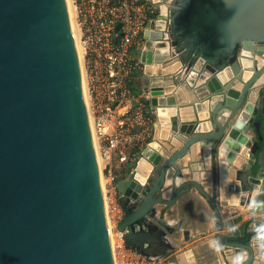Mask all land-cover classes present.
Wrapping results in <instances>:
<instances>
[{"label":"water","instance_id":"water-1","mask_svg":"<svg viewBox=\"0 0 264 264\" xmlns=\"http://www.w3.org/2000/svg\"><path fill=\"white\" fill-rule=\"evenodd\" d=\"M169 1L142 33L158 124L116 182L117 231L143 254L169 247L163 208L193 186L219 264H264V216L243 219L264 211V0ZM197 141L210 166H181ZM162 254L199 264L191 246ZM0 264H116L68 0H0Z\"/></svg>","mask_w":264,"mask_h":264},{"label":"built area","instance_id":"built-area-1","mask_svg":"<svg viewBox=\"0 0 264 264\" xmlns=\"http://www.w3.org/2000/svg\"><path fill=\"white\" fill-rule=\"evenodd\" d=\"M78 9L75 16L78 27L83 31L80 42L84 53V66L92 76H99L103 82L100 98H94V87L88 82L91 98L93 131L97 138L106 142L105 152L110 154L114 149L120 150V160L127 161L129 156L123 151L127 145L138 149L139 142L124 128L125 120L117 117L120 108L127 105L133 98L128 86L132 73L140 68V63L131 57V48L143 38V29L148 21L157 19L168 20L170 14L169 0H89L79 8L77 0H73ZM121 23L118 30L116 25ZM168 26L163 30V39L168 38ZM91 57L90 68L85 65V56ZM99 108V114L96 112ZM142 108L135 112L133 121L140 123ZM125 110L123 113L128 112ZM140 114V115H139ZM118 118V119H117ZM117 119L120 129L109 133V123ZM92 127V124H91ZM106 178L105 193L109 213L107 215L115 225L113 243L116 264H170L161 255L143 254L129 245L123 238V232L117 231L116 223L123 215V209L117 200V177L112 171L101 169ZM109 194V195H108ZM112 218V219H111Z\"/></svg>","mask_w":264,"mask_h":264},{"label":"crops","instance_id":"crops-1","mask_svg":"<svg viewBox=\"0 0 264 264\" xmlns=\"http://www.w3.org/2000/svg\"><path fill=\"white\" fill-rule=\"evenodd\" d=\"M77 1L79 3V8L89 3V0ZM75 9L77 14L78 9L76 7ZM82 32L83 31L80 28V33ZM143 41L144 39H140L131 48V57L140 63V68L131 75V78L134 80V86L130 87L128 85L131 93L133 94V98L129 102H126L127 105L120 108V112L117 115V117L126 121L124 128L129 129L130 133L135 136L139 142V149H141L150 139L154 123L158 124L157 120L154 118V108L150 106V92L149 87L147 86L148 76L144 74L143 63L140 61L141 46ZM90 56L92 57L94 54L85 56V65L89 68L91 65ZM88 82L94 87V98H100V93L103 91V82L101 78L99 76H92L88 71ZM143 98H146L148 103H145ZM142 104L144 105V109L142 110V120L140 123L134 122L133 118L135 112L142 108ZM127 109L129 111L123 113ZM96 112L97 114L100 113L99 108L97 107ZM117 119L110 121L108 128L109 133L120 129V126L117 124ZM97 142L98 151L105 171L114 172L117 177V181L125 177L132 170V162L136 158L138 152L133 149L132 146L127 145L123 151L129 156V159L127 161H122L120 160V150L114 149L110 152V154H107V152H105V140L98 138ZM202 143V141L193 143L188 152L178 159V163L181 166L187 165L192 169H199L203 168V161L205 159L208 166H210V152L207 153V150L209 149L207 148L208 143L204 146ZM203 147L204 151L202 150ZM161 151L163 152L164 149L162 148L160 152ZM204 156H206V158H204ZM170 190L171 189L169 188L164 194L169 195ZM231 206L236 207L237 205H223L224 208H230ZM158 208H163V205H158ZM163 210L166 222L176 227L170 235H166L164 238L165 242L169 244V247L164 243L158 242V245L154 244L150 247L151 252H157L161 256H164L162 252L164 250H169L172 247L180 249L191 246L194 249V253L199 264H219V256L221 261H223V258L220 255V248L217 245V242L212 238L215 222L213 208L206 198L197 191V189L191 186L187 192L181 194L172 206L168 208L164 207ZM240 210H242V208ZM249 216H264V211L256 213L245 212L243 219H246ZM254 224L257 223H251V225Z\"/></svg>","mask_w":264,"mask_h":264},{"label":"bare ground","instance_id":"bare-ground-1","mask_svg":"<svg viewBox=\"0 0 264 264\" xmlns=\"http://www.w3.org/2000/svg\"><path fill=\"white\" fill-rule=\"evenodd\" d=\"M69 2V8H70V14H71V20H72V26H73V32H74V37H75V40H76V44H77V48H78V52H79V58H80V63H81V69H82V76H83V86H84V92H85V97H86V101H87V89H86V84H85V80L86 78L84 77L85 75V72H84V69H83V60L81 58V54H80V50H79V45H78V39H77V33H76V29H75V21L73 20V16H72V11H71V1L68 0ZM87 106H88V111H89V117H90V122L92 124V132H93V138H94V142H95V148H96V153H97V159H98V164H99V170H100V175H101V182H102V187H103V190H104V195H105V200L107 201V198H106V193H105V187H104V184H103V175H102V172H101V164H100V161H99V153H98V149H97V145H96V141H95V134H94V129H93V118L91 117V110L89 109V105H88V101H87ZM105 201V205H106V208H107V202ZM108 224H109V227H110V231H111V237H112V243H114V239H115V230L112 231V224L110 223V218L108 217ZM112 226V227H111ZM172 264V263H170Z\"/></svg>","mask_w":264,"mask_h":264},{"label":"rangeland","instance_id":"rangeland-1","mask_svg":"<svg viewBox=\"0 0 264 264\" xmlns=\"http://www.w3.org/2000/svg\"><path fill=\"white\" fill-rule=\"evenodd\" d=\"M71 1V11H72V16H73V20L75 21L74 23H75V29H76V33H77V39H78V45H79V50H80V54H81V58H82V60H83V69H84V72H85V75H84V77L86 78V80H85V84H86V89H87V101H88V105H89V109L90 110H92V107H91V98H90V94H89V91H88V78H87V74H86V70H85V66H84V53H83V48H82V46H81V42H80V28L78 27V24H77V22H76V19H75V16L77 15L76 14V9H75V6H74V3H73V0H70ZM91 117H92V113H91ZM93 118V117H92ZM98 141V138H97V136L95 135V141ZM96 141V145H97V149H98V142ZM98 151V150H97ZM98 153H99V151H98ZM137 155H138V153H137ZM136 155V156H137ZM99 161H100V164H101V168H103V162H102V159H101V157H100V154H99ZM133 162H134V160H133ZM133 162H132V165H133ZM105 182H106V178L103 176V184L105 185ZM109 195V194H108ZM117 200H118V194H117ZM107 210H108V213H109V206L107 205ZM109 217H110V214H109ZM112 219V218H111ZM110 223L112 224V222H111V220H110ZM113 226V227H112ZM112 231H114L115 230V225L114 224H112ZM115 237V236H114ZM165 258V261H167V257H164Z\"/></svg>","mask_w":264,"mask_h":264},{"label":"flooded vegetation","instance_id":"flooded-vegetation-1","mask_svg":"<svg viewBox=\"0 0 264 264\" xmlns=\"http://www.w3.org/2000/svg\"><path fill=\"white\" fill-rule=\"evenodd\" d=\"M260 54L264 55V50L261 51ZM260 94L262 95L263 99H262V102H261V104L259 106L261 113H260V115L258 117L261 118V125H260L261 126V130H264V88L261 89ZM154 244L155 245H158V242L152 243V245H154ZM150 254H152V255H160L157 252H152ZM163 257H165V256H163ZM170 263H172V262H170ZM172 264H174V263H172Z\"/></svg>","mask_w":264,"mask_h":264},{"label":"trees","instance_id":"trees-1","mask_svg":"<svg viewBox=\"0 0 264 264\" xmlns=\"http://www.w3.org/2000/svg\"><path fill=\"white\" fill-rule=\"evenodd\" d=\"M128 85H129L130 87L134 86V80H133L131 77L128 79ZM143 101H144L145 103H148V100H147L146 98H143ZM136 151L138 152V151H139V148L136 149Z\"/></svg>","mask_w":264,"mask_h":264}]
</instances>
